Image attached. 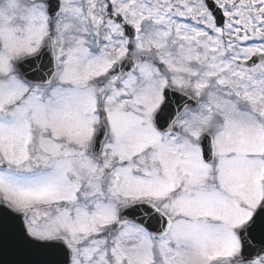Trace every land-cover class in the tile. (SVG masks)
<instances>
[{"label":"snow or ice","instance_id":"1","mask_svg":"<svg viewBox=\"0 0 264 264\" xmlns=\"http://www.w3.org/2000/svg\"><path fill=\"white\" fill-rule=\"evenodd\" d=\"M0 264H264V0H0Z\"/></svg>","mask_w":264,"mask_h":264}]
</instances>
